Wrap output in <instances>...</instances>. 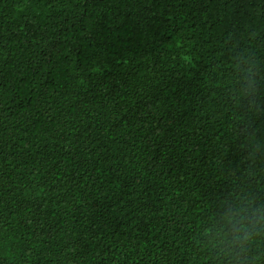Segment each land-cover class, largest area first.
Here are the masks:
<instances>
[{
  "label": "trees",
  "instance_id": "obj_1",
  "mask_svg": "<svg viewBox=\"0 0 264 264\" xmlns=\"http://www.w3.org/2000/svg\"><path fill=\"white\" fill-rule=\"evenodd\" d=\"M262 215L264 0H0V264H264Z\"/></svg>",
  "mask_w": 264,
  "mask_h": 264
},
{
  "label": "clouds",
  "instance_id": "obj_2",
  "mask_svg": "<svg viewBox=\"0 0 264 264\" xmlns=\"http://www.w3.org/2000/svg\"><path fill=\"white\" fill-rule=\"evenodd\" d=\"M250 71V70H249ZM251 74V73H250ZM260 219L261 220H264V215H262L261 217H260ZM262 227H264V226H262ZM221 235V240L220 241H218V243H222V242H224V241H226L227 240V237L224 235V234H220ZM258 235H260V232L259 231H256V232H245V234H244V236H243V238H242V243L240 244V249H241V252L242 253H247L248 252V249H246L245 247H244V244H243V242H248L249 244H251V242L255 239V237L256 236H258ZM238 237H234L233 239L235 240V239H237ZM232 241H229L228 242V252L229 253H231V251H232V248H231V245H232ZM241 264H243V262H241Z\"/></svg>",
  "mask_w": 264,
  "mask_h": 264
}]
</instances>
